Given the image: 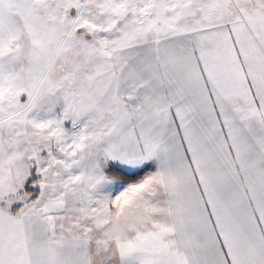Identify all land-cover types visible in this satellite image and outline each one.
<instances>
[{"label":"snow or ice","instance_id":"6c2138e0","mask_svg":"<svg viewBox=\"0 0 264 264\" xmlns=\"http://www.w3.org/2000/svg\"><path fill=\"white\" fill-rule=\"evenodd\" d=\"M0 264H264V0H0Z\"/></svg>","mask_w":264,"mask_h":264}]
</instances>
